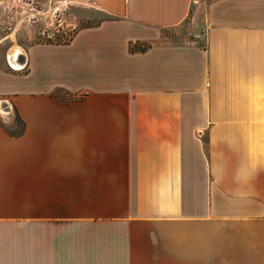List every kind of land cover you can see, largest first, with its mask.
<instances>
[{
    "label": "crops",
    "instance_id": "obj_1",
    "mask_svg": "<svg viewBox=\"0 0 264 264\" xmlns=\"http://www.w3.org/2000/svg\"><path fill=\"white\" fill-rule=\"evenodd\" d=\"M79 1L0 71V264H264V0Z\"/></svg>",
    "mask_w": 264,
    "mask_h": 264
},
{
    "label": "rangeland",
    "instance_id": "obj_2",
    "mask_svg": "<svg viewBox=\"0 0 264 264\" xmlns=\"http://www.w3.org/2000/svg\"><path fill=\"white\" fill-rule=\"evenodd\" d=\"M108 17L94 2L0 0V71L9 68L7 57L12 47L25 50L37 43H68L80 30L98 26ZM196 30L191 17L166 30L165 35L182 43L195 39Z\"/></svg>",
    "mask_w": 264,
    "mask_h": 264
},
{
    "label": "bare ground",
    "instance_id": "obj_3",
    "mask_svg": "<svg viewBox=\"0 0 264 264\" xmlns=\"http://www.w3.org/2000/svg\"><path fill=\"white\" fill-rule=\"evenodd\" d=\"M16 47V48H15ZM20 54H24V49H22L19 46H14L12 47V49L10 50L9 54H8V64L10 65V67H14L16 69L18 68V56Z\"/></svg>",
    "mask_w": 264,
    "mask_h": 264
},
{
    "label": "water",
    "instance_id": "obj_4",
    "mask_svg": "<svg viewBox=\"0 0 264 264\" xmlns=\"http://www.w3.org/2000/svg\"><path fill=\"white\" fill-rule=\"evenodd\" d=\"M26 65V58H25V55L24 54H20L18 56V68L19 69H16L14 67L11 66V68L15 69V70H21L25 67Z\"/></svg>",
    "mask_w": 264,
    "mask_h": 264
},
{
    "label": "trees",
    "instance_id": "obj_5",
    "mask_svg": "<svg viewBox=\"0 0 264 264\" xmlns=\"http://www.w3.org/2000/svg\"><path fill=\"white\" fill-rule=\"evenodd\" d=\"M147 47H141V46H131V51H135V50H140V51H144L146 50Z\"/></svg>",
    "mask_w": 264,
    "mask_h": 264
}]
</instances>
